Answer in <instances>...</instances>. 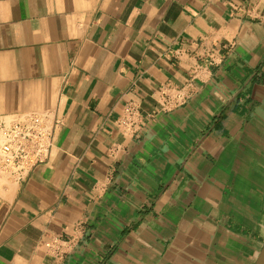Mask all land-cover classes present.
Wrapping results in <instances>:
<instances>
[{
  "label": "crops",
  "instance_id": "1",
  "mask_svg": "<svg viewBox=\"0 0 264 264\" xmlns=\"http://www.w3.org/2000/svg\"><path fill=\"white\" fill-rule=\"evenodd\" d=\"M41 120L38 159L4 131ZM264 0H0V264H254Z\"/></svg>",
  "mask_w": 264,
  "mask_h": 264
},
{
  "label": "built area",
  "instance_id": "2",
  "mask_svg": "<svg viewBox=\"0 0 264 264\" xmlns=\"http://www.w3.org/2000/svg\"><path fill=\"white\" fill-rule=\"evenodd\" d=\"M41 120L38 115L30 114L23 126L15 124L4 131L7 142L2 146L6 153V160L11 150L18 151V154H25L33 159H38L45 148L43 143V131L40 128Z\"/></svg>",
  "mask_w": 264,
  "mask_h": 264
},
{
  "label": "water",
  "instance_id": "3",
  "mask_svg": "<svg viewBox=\"0 0 264 264\" xmlns=\"http://www.w3.org/2000/svg\"><path fill=\"white\" fill-rule=\"evenodd\" d=\"M254 264H264V243H263V246H262Z\"/></svg>",
  "mask_w": 264,
  "mask_h": 264
}]
</instances>
